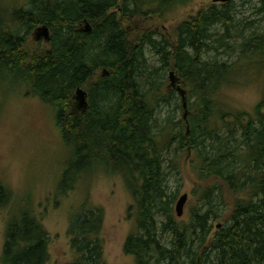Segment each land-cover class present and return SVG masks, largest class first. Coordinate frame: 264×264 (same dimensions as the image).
Segmentation results:
<instances>
[{"label":"trees","instance_id":"16d2710c","mask_svg":"<svg viewBox=\"0 0 264 264\" xmlns=\"http://www.w3.org/2000/svg\"><path fill=\"white\" fill-rule=\"evenodd\" d=\"M193 1L27 0L11 12L0 5V80L49 107L59 132L64 155L52 202L83 199L70 216L68 264H106L105 211L84 189L99 174L121 178L132 196L124 253L134 264H264V97L252 113L224 98L236 77L264 65V29L236 20L232 0L180 22L171 39L128 32L132 19H163ZM38 29L50 33L47 49L29 44ZM171 72L187 93V120L161 118L164 108L183 110ZM78 88L88 94L85 112L75 105ZM183 152L194 154L200 185L198 203L179 220L169 174H181ZM0 209V264H48L50 237L31 204L2 183Z\"/></svg>","mask_w":264,"mask_h":264},{"label":"rangeland","instance_id":"374dc122","mask_svg":"<svg viewBox=\"0 0 264 264\" xmlns=\"http://www.w3.org/2000/svg\"><path fill=\"white\" fill-rule=\"evenodd\" d=\"M26 2L27 0H0V5L8 6L11 12L24 6ZM211 4L212 0H194L184 8L170 10L163 15V19H132L128 26L129 35L132 37L139 30H147L157 36L167 35L171 39L172 29L176 25ZM233 7L236 20L240 23L246 25L256 21L260 31L264 29L263 16L256 13L259 8L258 0H234ZM250 34L251 30H248L246 36ZM35 35L32 33L29 36L30 46L47 49V40L44 37L37 39ZM230 43L235 44L236 41L232 40ZM219 54L222 56L218 60H227L223 52ZM210 55L211 58L216 57L215 52ZM248 75L242 80L241 77H236L234 80L237 83L224 91V98L232 108L252 113L264 97V65L249 70ZM167 77L170 82V74ZM172 115L183 118L184 110L174 111L173 106L164 108L161 118L164 120ZM63 155L59 132L49 107L38 98L28 96L25 89L12 87L7 80L1 79L0 184L3 183L16 199L30 203L41 219L50 237L48 264H68L73 261L74 253L68 238L69 221L72 213L83 202L79 193L71 194L63 201L59 199L52 202ZM194 158L193 153L187 155L183 152L179 169L181 174H174L175 171L169 174V186L172 191H178V199L184 194L188 195L183 216L176 215L179 220L188 219L191 207L199 199V195L194 194L196 187L200 185L191 165ZM84 189L88 191L90 199L105 211L103 239L106 264H134V258L124 253L125 240L134 229V221L128 217L133 200L121 178L99 174ZM6 218V210L0 209V256L5 241ZM221 224L222 222H215V230Z\"/></svg>","mask_w":264,"mask_h":264},{"label":"water","instance_id":"95a60500","mask_svg":"<svg viewBox=\"0 0 264 264\" xmlns=\"http://www.w3.org/2000/svg\"><path fill=\"white\" fill-rule=\"evenodd\" d=\"M232 0H212L213 4H226L228 2H230ZM86 27V32H91V27L89 24L85 25ZM43 30V29H42ZM44 35L46 37V40H49V36L50 33L48 31V29L43 30ZM103 76L107 77L109 75V73L107 71H103ZM178 82V78L176 77L175 73L171 72L170 73V86L172 89H176L177 92L179 93V95L182 98V109L184 110V119L187 120V116H188V112H187V108H188V99H187V93L185 90H183L180 86L177 85ZM74 101H75V105L76 108L79 109L82 112H85L88 106V94L85 90H83L82 88H78L75 92L74 95ZM188 200V195L184 194L183 196H181L176 204L175 207V211L177 214V217H182L184 214V209L186 206Z\"/></svg>","mask_w":264,"mask_h":264},{"label":"flooded vegetation","instance_id":"af4514ba","mask_svg":"<svg viewBox=\"0 0 264 264\" xmlns=\"http://www.w3.org/2000/svg\"><path fill=\"white\" fill-rule=\"evenodd\" d=\"M90 33V32H89ZM36 35H35V38H37V39H39V38H42V37H45V35H44V32H43V30H37V32L35 33ZM46 38V37H45Z\"/></svg>","mask_w":264,"mask_h":264}]
</instances>
